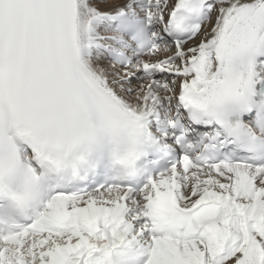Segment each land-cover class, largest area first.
Returning a JSON list of instances; mask_svg holds the SVG:
<instances>
[{
	"label": "snow or ice",
	"instance_id": "obj_1",
	"mask_svg": "<svg viewBox=\"0 0 264 264\" xmlns=\"http://www.w3.org/2000/svg\"><path fill=\"white\" fill-rule=\"evenodd\" d=\"M0 264H264V0H0Z\"/></svg>",
	"mask_w": 264,
	"mask_h": 264
}]
</instances>
